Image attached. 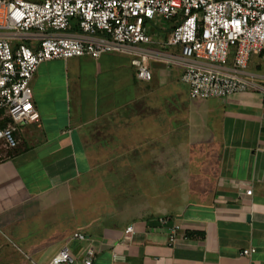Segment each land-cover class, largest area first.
Masks as SVG:
<instances>
[{"label":"crops","instance_id":"crops-1","mask_svg":"<svg viewBox=\"0 0 264 264\" xmlns=\"http://www.w3.org/2000/svg\"><path fill=\"white\" fill-rule=\"evenodd\" d=\"M132 57L42 61L30 79L38 122L0 108L16 142L0 159V264H46L62 246L74 264L87 246L92 264H264V50L248 59L253 85L207 99L154 58L139 79Z\"/></svg>","mask_w":264,"mask_h":264},{"label":"built area","instance_id":"built-area-1","mask_svg":"<svg viewBox=\"0 0 264 264\" xmlns=\"http://www.w3.org/2000/svg\"><path fill=\"white\" fill-rule=\"evenodd\" d=\"M74 20L77 35L67 33ZM160 20L170 23L169 32L154 40L149 28ZM150 42L159 49L138 47ZM173 47L177 50H168ZM262 50L264 0H0V108L14 122H38L30 79L40 62L97 58L112 51L133 54L139 79L151 78L146 60L154 58L181 69L180 80L191 98L225 97L254 84L245 70L249 57ZM0 139L15 145L11 126L0 129ZM158 221L166 226L169 219ZM178 228L175 223L167 226L170 244ZM131 232V226L124 230ZM70 237L86 239L79 231ZM254 250L242 249L240 255ZM93 256V248L85 247L81 264H92ZM74 262L62 246L46 264Z\"/></svg>","mask_w":264,"mask_h":264},{"label":"trees","instance_id":"trees-1","mask_svg":"<svg viewBox=\"0 0 264 264\" xmlns=\"http://www.w3.org/2000/svg\"><path fill=\"white\" fill-rule=\"evenodd\" d=\"M70 31H78V27H77V21L74 20L71 27L69 28ZM3 112V111H1ZM2 116V118H1ZM9 118L7 116H4L3 113L0 114V129H5L7 127V124L9 123ZM15 145H16V142H15ZM14 145V146H15ZM14 146L12 147H9V148H13Z\"/></svg>","mask_w":264,"mask_h":264},{"label":"rangeland","instance_id":"rangeland-1","mask_svg":"<svg viewBox=\"0 0 264 264\" xmlns=\"http://www.w3.org/2000/svg\"><path fill=\"white\" fill-rule=\"evenodd\" d=\"M154 24H155V26H153V27L160 26V25H162V21L160 20L158 22H155ZM6 150H9V149L5 146L4 139H0V159H2L5 156Z\"/></svg>","mask_w":264,"mask_h":264}]
</instances>
